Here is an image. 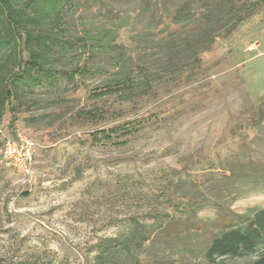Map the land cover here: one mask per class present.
Listing matches in <instances>:
<instances>
[{"label": "rangeland", "instance_id": "rangeland-1", "mask_svg": "<svg viewBox=\"0 0 264 264\" xmlns=\"http://www.w3.org/2000/svg\"><path fill=\"white\" fill-rule=\"evenodd\" d=\"M233 1L246 3L249 17L200 63L176 69L157 41L145 39L151 35L134 41L151 19L141 16V0L68 1L64 19L75 35L129 18L117 42L129 66L149 68L144 80L152 87L130 100L96 97L92 91L118 77L122 53L77 51L55 62L57 81L0 106V264H97L106 238L149 224L159 230L147 229L140 251L107 264H207L204 249L221 228L212 199L236 213L264 206V191L235 197L230 177L236 162H264V0ZM80 59L92 71L65 74ZM8 72L0 66V75ZM17 129L38 143L30 176L1 154L4 134ZM174 198L190 200L203 230ZM167 214L175 223L165 232L159 219ZM262 251L218 260L252 264Z\"/></svg>", "mask_w": 264, "mask_h": 264}, {"label": "trees", "instance_id": "trees-1", "mask_svg": "<svg viewBox=\"0 0 264 264\" xmlns=\"http://www.w3.org/2000/svg\"><path fill=\"white\" fill-rule=\"evenodd\" d=\"M68 1L0 0V66L9 71L0 75V106L12 105L21 91L38 82L57 81L59 73L55 70V62L77 51H89L94 56L105 51L122 53L116 58L119 63L118 77L92 91L96 97L117 93L122 94L124 100H130L142 95L143 91L139 89L152 87L144 80L149 68L140 63L136 67L129 66L126 46L117 42L118 31L128 25L129 18L116 16L111 26L85 28L82 34L75 35L64 19ZM169 2L175 3V0H141V16L150 14L151 19L146 29L136 32L133 39L139 42L145 35H151L145 39L157 41L167 53L170 65L175 64V69L177 64L200 63L216 39L234 31L249 17L246 3L237 6L233 0H182L175 8ZM171 26L186 30L183 34V31L173 30ZM70 70L65 74L75 76L77 73H89L92 68L90 62L80 59ZM231 169L235 197L264 191V162H236ZM199 188L207 196L205 189ZM174 199L177 207L183 206L188 217L194 218L196 231L203 230L202 220L193 212L190 200ZM212 201L221 212V228L204 249L207 264H220L218 259L226 257L252 256L264 249V206H252L243 213H236L221 200L216 198ZM159 221H163L165 232L175 223L170 214ZM145 227L146 231L133 229L126 238H106L97 264H107L120 253L140 251L150 239L147 229L159 230L154 224ZM178 234L175 232L172 236ZM252 264H264V251Z\"/></svg>", "mask_w": 264, "mask_h": 264}, {"label": "built area", "instance_id": "built-area-1", "mask_svg": "<svg viewBox=\"0 0 264 264\" xmlns=\"http://www.w3.org/2000/svg\"><path fill=\"white\" fill-rule=\"evenodd\" d=\"M37 149V141L20 129L14 131L13 134L3 136L1 145L3 159L25 176L33 173Z\"/></svg>", "mask_w": 264, "mask_h": 264}]
</instances>
